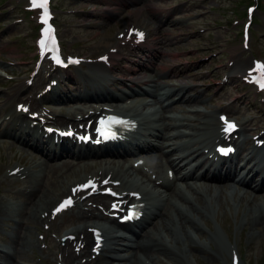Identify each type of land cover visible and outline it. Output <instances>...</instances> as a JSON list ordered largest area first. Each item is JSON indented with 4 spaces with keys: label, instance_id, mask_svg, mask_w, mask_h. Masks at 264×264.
Masks as SVG:
<instances>
[{
    "label": "bare ground",
    "instance_id": "1",
    "mask_svg": "<svg viewBox=\"0 0 264 264\" xmlns=\"http://www.w3.org/2000/svg\"><path fill=\"white\" fill-rule=\"evenodd\" d=\"M69 4V3H68ZM91 15V14H90ZM87 17V16H86ZM122 39L115 38L114 41L111 39L106 40L103 38L98 46L96 45V49L103 50L102 54L109 53L110 59H117L121 57V51L120 49L116 52H111V47L113 46H119L122 43ZM87 43V42H86ZM81 44V43H80ZM78 45V44H77ZM86 46V45H85ZM78 49V48H77ZM79 50V49H78ZM106 50V51H105ZM238 50V49H237ZM241 51V50H240ZM237 58V57H236ZM248 60H245L244 63L239 64L241 67L245 65H249L247 63ZM93 63L100 64V61H93ZM247 63V64H246ZM231 65V64H229ZM160 66L164 68V62L160 63ZM95 64L92 65V68L94 69ZM224 68V67H223ZM229 69V68H228ZM83 75L87 79V77H93L95 76V72L92 71V69H84ZM144 74L148 77H152V73L149 71H144ZM65 75V73H64ZM75 78L73 75L70 76V78ZM42 79V76H40ZM97 80L99 83L96 82L90 83L91 89L89 91H79L81 95L85 97H93V98H114L115 100L118 99L117 97V90H114L113 88H110L107 85H103L102 81L107 80L104 77H97ZM178 85H184L189 86L191 88L194 84L191 81L182 80L178 83ZM157 92H166L169 93L167 89L162 88L160 85H155L153 88ZM198 89V88H197ZM172 90V89H171ZM131 89H125L124 93L126 95L132 94ZM182 89L179 88V91L177 94H182ZM113 94V96L108 97L107 95ZM67 92L61 93L58 92L56 95L52 96L51 102L57 101L60 102L61 100H64L67 98ZM188 100H191L190 97L186 98ZM240 99V98H239ZM201 100V98L197 99ZM66 102V101H65ZM255 104V103H254ZM115 106H118L117 103H114ZM262 105V104H261ZM236 106V105H235ZM68 112L70 114H74L72 112V109ZM219 108V107H218ZM264 108V107H263ZM228 108H226L227 110ZM262 109V108H261ZM167 111V109H166ZM78 113V112H76ZM195 114L191 115L190 117H186L185 121L189 122L195 118H198L197 112H194ZM199 126L198 129H201L202 126L204 128L200 131V145L202 144H209L212 142L213 137H211V133L215 132L217 136L221 135V122L218 119H215L213 116V112L209 113L208 115H202L198 118ZM173 128L170 123H166L164 120L163 115L161 114L160 110L152 112L150 115L144 116L140 119V129L137 132L138 134V143L137 146H145L152 144L154 149L163 151L162 155L166 157V162L169 165H175L177 164V160L172 158V154L175 152V149L170 145V150L165 151L164 146L162 147L157 146L156 144H153V139H158L161 141L165 137V134L169 129ZM248 131V129H247ZM131 137H134V133H129ZM25 140H23L24 142ZM244 141H250L249 135L246 133V130H242V135L238 139H236V143L241 146ZM62 149H67L69 147L68 144H61ZM200 147V146H199ZM180 149V148H179ZM256 154L264 156V151H261L259 148H254ZM88 150H83L79 148L78 150H73L71 153V156L73 158H81L84 159L82 156V153H86ZM95 164L101 163V165L98 166V168H92L90 170H86L87 172H92V175H99V174H106L110 170L114 169V165L109 164V162H102V160H99V162H94ZM88 163H85L86 168ZM81 166V165H80ZM79 166V167H80ZM74 166L69 162L67 165L64 166H53L51 169H58L61 171V173H65L68 170H71ZM78 167V168H79ZM89 168L92 166H88ZM181 166H177V169ZM80 168V169H82ZM28 168H24L21 170V174H24L27 172ZM47 169V166L45 167ZM101 170V171H100ZM240 169L239 167L234 164L228 167V175H232L233 173L238 172ZM19 173V174H20ZM193 174L194 172L191 171ZM88 173H85L82 175L79 170L76 168L74 171L70 172L69 174L63 175L61 177H57L53 184L50 185L47 189H45L42 196H40L37 200H32L29 203H26L25 206L22 209H14L11 206H9L7 203H3L0 205V224L5 222L7 219L12 220L13 223L10 224L13 229V234L10 235V241L6 242V244L0 245L3 249L0 248V257L4 258L5 264H16V260L14 257L16 255L22 254L21 256L25 255L27 253V249L31 248L32 241H29L28 239H31L30 235H33V229L38 228V226L41 225V222L44 220L41 217L40 212H44L48 208L50 209V204L52 201H54L58 196H62L66 194L65 192L70 191V186L76 182H79L82 178H85ZM120 176L123 177L122 186L123 187H129L132 184L136 185H142L146 189V186L142 183H134L132 180L128 178V176L125 173H119ZM18 175L14 174L13 176ZM210 177L212 178H218L219 175L216 173H213ZM32 177L28 181V186L32 187V191H35L37 189V186L40 184L38 181L33 179L31 181ZM260 186L264 185V179H262L259 182ZM210 187H212V184H210ZM147 190V189H146ZM193 191H195L197 194L201 195L200 198H190L188 199L184 194L182 193V189L180 187H177L173 193L179 194L180 197L186 201V204H183L177 208V211L182 219L181 224H177L176 222H173L171 217V223L166 221L168 231L166 235H159L156 236L155 233L152 231V235L149 237L148 241L151 244H155V247H149L148 241L142 242L138 238L133 242H128L126 244H121V235L117 232V229L115 228L114 224L111 225H105L102 222H100L96 218H92L91 222L89 224L84 223L81 227H75L71 230H67L65 233H75L77 234V238L83 234V240H86L89 244H93V234L90 233L88 230L89 225L95 226L93 224H98L104 229V235H105V253L104 256L98 258L93 264H121L123 261H128L129 264H160L156 261L157 254H154L155 251L157 253H165L167 257L174 258L177 260L179 264H193L192 260L189 257V253L191 252L193 255H196L197 252L203 253L207 258H218V254L216 253L215 249L209 250L206 248V246L209 245V238H205L202 241V239L198 240L196 237L201 236L204 233V227L200 223V221L194 216H192L191 213L195 214V212H198L200 214V218L202 216L203 210L208 205H205V201L211 200L214 197V194H211L210 192H207L205 194L202 193L201 189L199 188H192ZM149 204L151 207L154 208V212L147 211L146 219H151L154 215H164L168 212H171L167 207V203L164 202L161 199L155 198L153 196L148 197ZM166 199H169L170 201H174L172 197H167ZM240 201H244L242 198H240ZM264 204V193L260 195L258 203ZM247 203L251 206H253V209L255 211H259L257 207V203H252V201L248 200ZM95 209V208H94ZM92 209V210H94ZM249 209H252L249 207ZM209 209L206 208V211ZM95 211V210H94ZM87 211L83 210L82 207L79 208L77 216L79 218H83L86 216ZM18 214V216H15ZM247 218L249 221H251L255 226H258L263 218H261L258 214H255L254 212L249 215V212L246 213ZM46 221V219H45ZM145 221V220H143ZM149 221V220H148ZM55 225V224H54ZM145 224L142 222L139 226L140 232H145L146 227ZM56 229L59 228V225L55 226ZM15 230H19V232H15ZM25 230V234H22V231ZM195 232V234H194ZM180 239L182 240V243H180ZM173 240H175L173 242ZM73 241L69 240L67 242V245H71ZM91 244V246H92ZM58 247L57 244L52 246L51 251L54 253L55 249ZM131 249L134 251L132 255H126L123 253L122 250ZM31 250V249H30ZM33 250V249H32ZM67 252L62 255V259L66 264H76L75 260L79 257V254H77L74 250H70L69 246L65 248ZM145 254H143L142 252ZM91 255V250L90 254ZM149 258L150 262L147 263L146 259ZM92 258L90 261H93Z\"/></svg>",
    "mask_w": 264,
    "mask_h": 264
},
{
    "label": "rangeland",
    "instance_id": "2",
    "mask_svg": "<svg viewBox=\"0 0 264 264\" xmlns=\"http://www.w3.org/2000/svg\"><path fill=\"white\" fill-rule=\"evenodd\" d=\"M23 1L26 3V0ZM253 1L255 0H161V4L176 6L183 17H189L187 20L179 22V26L181 27L180 30L186 32V34L177 35V37L181 39V43L175 48V51L179 53L175 58L184 66H190L193 68V71L202 75L199 77L198 81H202V86L205 87V104L208 105L206 107L211 109L214 106H219V108H228L227 111H229L230 103L236 102V106L233 105V108H238V106H240L239 110L241 109V111L238 113L239 117L242 118L244 115H254L252 125L256 126L259 123L258 118L264 114V103L260 100L259 94L255 92L254 88L244 84V82L239 79L234 80L230 78L228 81L224 79L226 69L234 66L239 56H245L251 59V51L245 52L241 44L240 29L246 17V5ZM2 2L3 0H0V3ZM55 2L59 8L62 21V33L68 48H78L83 51L86 47L87 39H90L86 47L90 52L92 45L98 42L102 36L115 35V32H113L114 28L103 30L95 24L91 25V27H87L86 30H84L83 26L75 27L74 33L80 34V31H84L86 40L74 37L75 35L71 34V30L75 26V22L78 23L86 18L92 21L94 18L91 15L94 13H92L90 9L84 10L79 8L85 5L82 2L71 0L70 2L72 3L69 2L68 5H75L79 11L76 13L74 21L66 22L62 19V14L64 13L62 6L65 7L64 0H56ZM259 12L260 10L258 13ZM139 13L144 14L145 12L138 11V14ZM262 14H264V3L257 22L253 25L254 53L258 55H264V17ZM136 16V11L132 14H125L118 22V25H123ZM103 28L105 27L103 26ZM5 33L8 34L9 31ZM71 39L73 40L72 42ZM105 39L109 40L110 38ZM0 47H3V49L8 52L13 51L12 43H8L6 38L3 39V41L0 40ZM223 65L224 68L222 67ZM191 82L194 84L193 87H199L195 81ZM216 94H221V96H216L213 100H209ZM0 150L5 152L6 148L0 147ZM1 161L2 159H0V162ZM78 170L82 175L85 174L82 169ZM5 188V186H1L0 188V199L10 198L5 193ZM228 212V217L225 213L223 220L230 222V227L223 226L224 230L212 217H209V224L213 225V227L218 226L215 229L222 235V238H220L217 232L213 231V233L208 236L209 242H214L216 246H223L222 239L226 241L229 244L228 255L231 253L232 245L238 246L239 244L240 249H243L245 257L250 259L251 264L255 262H257L256 264H264V230L261 231L259 228L251 229L250 226L238 227V220L242 219V213H238L236 217L234 212L230 213L229 210ZM263 226L264 223L260 228L263 229ZM257 230H260V233L257 232ZM4 233L5 230L0 227V235ZM28 240L32 241L33 235L32 239ZM214 249L219 257L221 252L216 248ZM38 255H40L38 249L35 246L32 248L31 245V248L27 249V254L23 255L22 260L24 262H36L38 259L35 258V256ZM199 256L201 264H212L209 263L210 259L203 253H199ZM228 259L229 264L231 258L228 257ZM170 262L174 263V260L170 259ZM219 263L225 264L224 259L220 257ZM242 264L248 263L244 260Z\"/></svg>",
    "mask_w": 264,
    "mask_h": 264
},
{
    "label": "snow or ice",
    "instance_id": "3",
    "mask_svg": "<svg viewBox=\"0 0 264 264\" xmlns=\"http://www.w3.org/2000/svg\"><path fill=\"white\" fill-rule=\"evenodd\" d=\"M30 3H31V6L33 8H40L42 9V15H41V21L44 23V24H48V21L50 20L51 18V13L49 11V3H50V0H30ZM44 33L46 34V37L49 41L52 42V48L51 50L52 51H56V48H55V39L52 35V29H51V26L49 25L48 27H46L44 30ZM137 37L139 39H143V36H144V33L142 32H138L136 33ZM46 43V41L44 39L41 40V44L44 45ZM57 62H60L59 60H57ZM257 67L261 70L260 72V75L258 77H256V80L257 82L260 83V86L261 87H264V64H260L259 62H257ZM222 120L225 121V127H224V131L225 132H230V131H233L235 128H236V125L234 122H228L226 120V118L222 117L221 118ZM124 123V121H121L119 120L118 118L116 117H109L107 118L106 120L102 119L100 121V124L102 126H105V130H104V134L105 135H108L110 134V132L108 131L109 129V126L111 125V123ZM51 131V130H49ZM98 132H101V128H98L97 129ZM65 135H71V133H65ZM221 151L224 153V154H227L228 151H231L230 149H221ZM107 182V181H106ZM80 188H88V187H95L94 183L92 181H89L88 184H85V185H81L79 186ZM74 192L76 191V189L73 190ZM72 201L71 199L69 198L68 200H66L64 203H62L60 205L59 208L56 209V211H60L62 208H64L66 205L70 204ZM128 218H131V217H128Z\"/></svg>",
    "mask_w": 264,
    "mask_h": 264
}]
</instances>
